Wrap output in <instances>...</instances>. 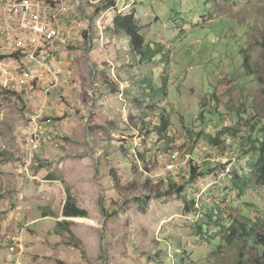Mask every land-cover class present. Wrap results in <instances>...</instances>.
Returning <instances> with one entry per match:
<instances>
[{
    "label": "rangeland",
    "instance_id": "1",
    "mask_svg": "<svg viewBox=\"0 0 264 264\" xmlns=\"http://www.w3.org/2000/svg\"><path fill=\"white\" fill-rule=\"evenodd\" d=\"M110 1L48 0L53 9L68 6L71 26L84 39L81 54L73 38L64 45L79 63L58 86L46 80V68L7 52L14 22L5 7L12 0L0 3V60L6 62L0 68V264H178L172 245L179 242L193 248V264H264L263 241L239 235L228 245L180 196L156 198L145 185L148 178L154 185L169 178L184 183L192 165L211 164L214 171L186 187L188 206L216 204L243 230L245 220L231 206L236 192L216 166L238 169L241 141L223 136L222 150L198 141V134L217 137L227 128L249 134L253 125L264 126V0ZM130 14L156 51L157 81L169 90L148 121L159 125L164 114L170 126L162 140L152 134L148 144L129 125L136 113L122 68L129 42L111 29L116 16ZM56 53L40 58L47 63ZM135 153L146 161L130 164ZM172 154L182 167L168 173ZM142 192L147 199L139 201ZM68 197L87 217L63 216ZM246 200L259 226L247 223L264 236V193L249 192Z\"/></svg>",
    "mask_w": 264,
    "mask_h": 264
},
{
    "label": "trees",
    "instance_id": "2",
    "mask_svg": "<svg viewBox=\"0 0 264 264\" xmlns=\"http://www.w3.org/2000/svg\"><path fill=\"white\" fill-rule=\"evenodd\" d=\"M107 6H112L110 0H107ZM111 29L118 35H123V38L129 42L128 46H126L129 50V53L126 56L128 64L124 65L122 68L125 70L124 73L132 82L134 88V91L130 94V99L132 102V108L135 109L136 113L130 115L128 118L130 121L129 125L132 126L131 132L133 135L141 136L143 144L149 143L147 138H150L152 134H156L159 136V140H162L170 126L169 118L164 114H161L160 124L154 126H151L153 123L148 121L150 118L149 115L155 112L160 100L161 102H164L165 96L169 94V90L164 82L162 81V83H159V81H157V78L162 79V77L157 68L159 64L156 51L152 50L148 44H145V39L140 34L141 30L139 22L133 14L116 16L112 21ZM87 35H85L86 38ZM18 56V54L14 55L15 58ZM244 66L246 67V72L249 71L248 56H245ZM144 68L146 72L144 71ZM246 133L247 132L238 129L227 128L220 131L217 137L204 133L198 134V141L204 138L209 147H223L222 150L226 148V140L232 141V139H234V142H236L235 140L239 138L241 141L240 153L238 156L242 157V161L238 158V169H233L232 171L227 172L223 164L220 165L219 163L216 166L223 168V173L227 175L232 184V190L236 192L237 200L231 201V206H233V209L238 212L239 218L245 220L243 230L237 228L236 225L239 224V221L233 219L231 212L226 213L225 211H222L220 206L216 204H206L202 208L198 206V209H195V201H192L190 205L192 207L188 206L190 203L188 201L186 187L195 181L197 177L205 176L209 172L214 171V166L211 164H208L203 168L192 165L189 169V180H184V183H179L169 178L167 185L163 183V180L154 185L151 178H148L147 181H145V185L149 186L151 190L154 191L152 196L156 198H164L171 196L172 194L180 196L187 205V211L193 213V211L196 210V212L207 218L208 221L206 224L215 225L220 234H223L224 241L228 245H232L239 235H246L247 238L254 239L257 242L259 239L264 243V236L255 234L254 228L247 223L252 222L253 225L259 226V219L252 216L251 210L247 208V204L249 203L246 200L249 192L256 195L264 193V126L258 129L256 125H253L250 133ZM230 134L231 137L222 141L223 136H230ZM146 158V154H130L128 155V162L130 164H137L139 161H146ZM243 160L248 161L247 165L242 163ZM137 199L143 201L144 199H147V197L142 192ZM62 213L65 218L87 217V212L80 209L70 197L65 201ZM58 224L64 226L66 223L58 222ZM250 226L251 228L248 231ZM203 228L204 226L201 224L198 225L199 232H202ZM172 246L174 247V253L178 258V264H193L190 262L191 257L194 256L193 248L184 246L181 242L173 243ZM149 258L153 259L154 257L149 255ZM255 264H260V261H257Z\"/></svg>",
    "mask_w": 264,
    "mask_h": 264
},
{
    "label": "built area",
    "instance_id": "3",
    "mask_svg": "<svg viewBox=\"0 0 264 264\" xmlns=\"http://www.w3.org/2000/svg\"><path fill=\"white\" fill-rule=\"evenodd\" d=\"M3 1L0 0V3ZM5 12L14 22V25L7 29V52L23 54L31 64L47 68L48 64L40 55L47 60L56 43L70 45V40L65 38L58 26L61 17L69 14L68 6L61 5L53 9L48 0H12L6 4ZM0 68H6L4 60H0ZM35 130L38 132V127ZM40 134L43 135L42 132ZM168 160L165 170L168 173L177 172L182 167L177 154H172Z\"/></svg>",
    "mask_w": 264,
    "mask_h": 264
},
{
    "label": "crops",
    "instance_id": "4",
    "mask_svg": "<svg viewBox=\"0 0 264 264\" xmlns=\"http://www.w3.org/2000/svg\"><path fill=\"white\" fill-rule=\"evenodd\" d=\"M72 17L73 16H72V13H71V10H70L69 14L64 16V18L59 21L58 26L63 31V33L65 35V38H67L69 40H71V38H73V40L75 41V46L76 47H81V48H79L78 52H76V53L81 54L82 53L81 50L82 49L84 50V48H83L84 39L79 33L80 32V28L71 26L72 21H73ZM78 26H80V25H78ZM64 45L65 44H63L61 42L56 43L52 47L51 52H53V53L57 52L59 55L56 53V55H57L56 57L57 58H52L51 59L52 61L50 60V61L47 62L48 63V67L46 68V80L48 78H51L52 81H55V85L54 86H58L59 78L64 76L66 73H69L68 70L70 69V67L72 65H77V62L79 63V61L75 60V56L74 55H70L68 52L63 51V49L65 47ZM50 56L51 55H49V57L47 59H49ZM70 71H73V69H71ZM52 81H50L51 85L53 84V83H51ZM62 85H63V81L59 85V87L62 86Z\"/></svg>",
    "mask_w": 264,
    "mask_h": 264
},
{
    "label": "clouds",
    "instance_id": "5",
    "mask_svg": "<svg viewBox=\"0 0 264 264\" xmlns=\"http://www.w3.org/2000/svg\"><path fill=\"white\" fill-rule=\"evenodd\" d=\"M76 2V1H75ZM20 55V53H18ZM21 56V55H20ZM24 58V57H23ZM25 59V58H24Z\"/></svg>",
    "mask_w": 264,
    "mask_h": 264
}]
</instances>
